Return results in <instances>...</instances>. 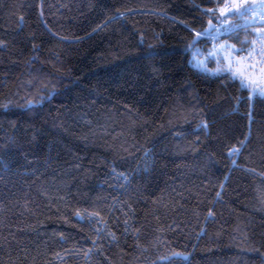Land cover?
Returning <instances> with one entry per match:
<instances>
[{"label":"trees","instance_id":"16d2710c","mask_svg":"<svg viewBox=\"0 0 264 264\" xmlns=\"http://www.w3.org/2000/svg\"><path fill=\"white\" fill-rule=\"evenodd\" d=\"M222 1L0 0V264H264V95L189 61Z\"/></svg>","mask_w":264,"mask_h":264},{"label":"rangeland","instance_id":"374dc122","mask_svg":"<svg viewBox=\"0 0 264 264\" xmlns=\"http://www.w3.org/2000/svg\"><path fill=\"white\" fill-rule=\"evenodd\" d=\"M264 0H223L218 4L217 11L223 16V22L215 25L212 45L206 49L204 46L197 45L191 49L190 63L209 73H218L221 71H231L233 74L239 76L245 83L252 85L264 81V60H260V55L263 54L262 48L258 45L254 47V54L249 55L248 52H238L239 46L228 40H216L217 35L227 32L232 29V21H242L241 12L247 8L246 21L250 22L251 18H259L260 11H264ZM222 13V14H221ZM244 12V15L246 14ZM250 15V16H249ZM230 19V20H229ZM229 20V21H228ZM221 24V25H220ZM218 26V27H217ZM258 62L256 71L254 73L255 60Z\"/></svg>","mask_w":264,"mask_h":264},{"label":"water","instance_id":"95a60500","mask_svg":"<svg viewBox=\"0 0 264 264\" xmlns=\"http://www.w3.org/2000/svg\"><path fill=\"white\" fill-rule=\"evenodd\" d=\"M216 23L213 22V21H209L206 29L204 30L205 33H209L213 30V28L215 27ZM178 256L182 257V258H186L187 255H182V254H179Z\"/></svg>","mask_w":264,"mask_h":264},{"label":"snow or ice","instance_id":"6c2138e0","mask_svg":"<svg viewBox=\"0 0 264 264\" xmlns=\"http://www.w3.org/2000/svg\"><path fill=\"white\" fill-rule=\"evenodd\" d=\"M262 7H264V5H262ZM244 12H247V8L244 9ZM256 88H258V94L264 95V81L259 84H256Z\"/></svg>","mask_w":264,"mask_h":264},{"label":"built area","instance_id":"2783aa9c","mask_svg":"<svg viewBox=\"0 0 264 264\" xmlns=\"http://www.w3.org/2000/svg\"><path fill=\"white\" fill-rule=\"evenodd\" d=\"M260 15L259 18L255 19L256 23H260V22H264V11H260V13H258ZM252 16H254V14H251ZM262 50H264V48H262Z\"/></svg>","mask_w":264,"mask_h":264},{"label":"crops","instance_id":"0c3cea01","mask_svg":"<svg viewBox=\"0 0 264 264\" xmlns=\"http://www.w3.org/2000/svg\"><path fill=\"white\" fill-rule=\"evenodd\" d=\"M221 14H222V13H221ZM240 14H241V17H239V19H240V18H243V20H245V22H246L247 13L244 15V12H241ZM251 16H252V15H251ZM251 16H250V17H251ZM253 19H256V18H253ZM229 20H230V19H229ZM229 20H228V21H229ZM239 21H240V20H239ZM241 21H242V19H241ZM241 21H240V22H241ZM253 22H255V20H254ZM246 23H247V22H246ZM255 23H256V22H255ZM260 23H263V22H260ZM262 25H263V24H262Z\"/></svg>","mask_w":264,"mask_h":264}]
</instances>
